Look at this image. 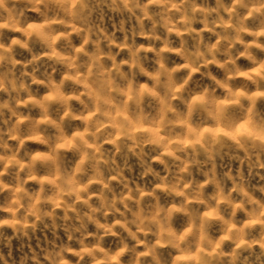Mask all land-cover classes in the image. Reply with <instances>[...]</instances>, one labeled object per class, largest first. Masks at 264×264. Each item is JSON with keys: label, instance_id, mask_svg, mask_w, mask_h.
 Returning a JSON list of instances; mask_svg holds the SVG:
<instances>
[{"label": "clouds", "instance_id": "clouds-1", "mask_svg": "<svg viewBox=\"0 0 264 264\" xmlns=\"http://www.w3.org/2000/svg\"><path fill=\"white\" fill-rule=\"evenodd\" d=\"M0 264H264V0H0Z\"/></svg>", "mask_w": 264, "mask_h": 264}]
</instances>
